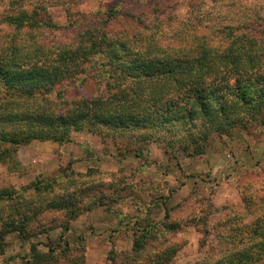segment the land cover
Here are the masks:
<instances>
[{"label": "trees", "instance_id": "1", "mask_svg": "<svg viewBox=\"0 0 264 264\" xmlns=\"http://www.w3.org/2000/svg\"><path fill=\"white\" fill-rule=\"evenodd\" d=\"M23 1L9 0L10 12L0 18V163L10 169L19 164L21 145L62 144L82 130L139 156L151 142L171 147L183 126L179 139L194 146L182 149L197 155L200 140L264 109V0H196L184 18L163 11L170 0H120L63 25ZM88 80L93 91L83 97L76 90ZM170 127L175 131L164 140ZM53 183L38 178L19 191L0 189V202L20 198L28 207L27 215L15 207L5 218L0 213V253L11 233L49 229L39 219L30 224L32 216L53 208L74 215L72 197L33 207L31 197ZM168 213L160 221L137 220L131 250L114 252L111 263L175 264L181 227ZM235 227L226 247L201 264L261 259L264 241L255 240L264 239L263 229L255 224L242 234ZM30 250L39 260L36 244Z\"/></svg>", "mask_w": 264, "mask_h": 264}, {"label": "rangeland", "instance_id": "2", "mask_svg": "<svg viewBox=\"0 0 264 264\" xmlns=\"http://www.w3.org/2000/svg\"><path fill=\"white\" fill-rule=\"evenodd\" d=\"M119 1L24 0L22 6L29 2L38 15L63 25ZM194 1L170 0L163 3V11L184 18ZM9 8V0H0V18ZM121 23L119 18L111 28ZM93 86L88 80L76 92L90 96ZM260 112L244 114L229 132L200 140L203 152L192 156L182 149L194 146L180 140L183 126L177 128L171 147L151 142L139 156L85 130L73 131L71 141L62 144L34 140L21 145L15 170L0 163V189L19 191L38 178L54 180L50 190L31 197L33 207L58 196L72 197L74 215L53 208L32 216L30 224L39 219L49 229L31 232L30 237L7 235L0 264H112L114 252L131 250L137 220L160 221L167 210L169 221L181 227L173 239L180 245L175 264L211 261L236 233L235 226H242V234L255 224L264 231V109ZM174 131L170 127L164 140ZM13 207L19 214L28 213L20 198L7 199L0 202L2 218ZM32 243L40 252L39 260L31 253ZM253 264H264V254Z\"/></svg>", "mask_w": 264, "mask_h": 264}]
</instances>
